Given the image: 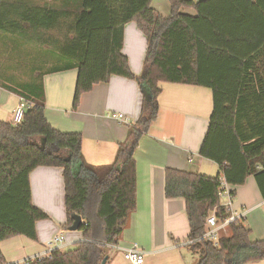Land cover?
Listing matches in <instances>:
<instances>
[{"label": "trees", "instance_id": "16d2710c", "mask_svg": "<svg viewBox=\"0 0 264 264\" xmlns=\"http://www.w3.org/2000/svg\"><path fill=\"white\" fill-rule=\"evenodd\" d=\"M152 1L80 0L63 15L49 0H0V46L10 42L20 54L32 55V80L5 86L33 102L20 124L0 119V242L18 235L37 240V222L50 218L32 201L30 174L39 166L63 169L65 228L75 214L83 218L79 230L85 240L72 249L55 248L30 264H101L106 257L109 262L137 206L135 151L158 117L162 82L212 91L213 109L199 154L216 162L219 174L165 171L166 197L185 200L196 264L264 260V240H250L244 218L230 223L217 244L202 238L209 215L219 222L231 215L219 195L221 178L235 197L236 188L253 176L264 197V0H170L168 17ZM183 8H193L194 14ZM129 22L146 36L141 76L123 53ZM50 57L57 62L44 70ZM73 68L79 71L74 109L84 93L112 75L139 83L141 113L113 163H88L82 134L62 132L46 118L44 75ZM0 264H8L1 249Z\"/></svg>", "mask_w": 264, "mask_h": 264}, {"label": "crops", "instance_id": "0c3cea01", "mask_svg": "<svg viewBox=\"0 0 264 264\" xmlns=\"http://www.w3.org/2000/svg\"><path fill=\"white\" fill-rule=\"evenodd\" d=\"M49 1L54 2L57 12L67 15L80 0ZM152 5L163 16H170L171 7L160 8L155 0ZM183 11L194 14L193 8H183ZM9 44L14 48L13 63L22 62L30 69L24 73L17 67H8L4 65V54L1 56L0 119L10 122L20 95L5 85L17 88L32 80V65L29 61L32 55L27 52L20 54L19 46L16 45L15 49ZM146 49L145 34L135 22L127 23L124 27L123 53L128 57L136 76L143 74ZM56 62L55 57L45 59L43 69H48ZM78 72L77 68H73L44 75L46 118L62 132L82 134V153L88 163H113L119 144L128 136V127L140 116L143 101L141 88L135 78L112 75L108 82L98 83L90 92L84 93L79 107L74 109ZM13 78L16 80H10ZM160 86L162 93L159 96L158 117L150 131L140 139L135 151L137 206L118 248H114L107 264H134L125 258L123 252L133 243L146 252L143 264H196L198 261L189 249L190 228L185 200L166 197L165 171L167 167H172L210 176L219 174L218 164L199 154L213 109L212 91L207 87L181 83L162 82ZM113 111L124 113L127 121L113 119L110 116ZM30 182L33 203L48 213L50 218L37 222V240L18 235L0 242V249L8 264H17L44 253L48 249V242L56 235L64 236V241L55 245L62 250L68 247L72 249L76 243L85 240L82 231L64 226L68 214L63 169L39 166L31 172ZM234 206L238 211L245 212L243 218L246 220L264 207V197L253 176L236 188ZM250 240H264V229L257 237H251L250 233ZM247 264H264V260Z\"/></svg>", "mask_w": 264, "mask_h": 264}, {"label": "built area", "instance_id": "2783aa9c", "mask_svg": "<svg viewBox=\"0 0 264 264\" xmlns=\"http://www.w3.org/2000/svg\"><path fill=\"white\" fill-rule=\"evenodd\" d=\"M33 106V102L28 100L27 98L20 96L19 101L14 109L13 116H12V123L14 125H18L22 122L25 112L28 108ZM110 116L120 122L127 121V117L124 113L113 111L110 113ZM221 191L219 193L222 202L225 206L228 207V209L231 212V215H229L224 221L219 222L217 220L216 215L213 213L207 217V230L203 234L202 238L206 239L208 241H213L215 244H217L218 239L220 238L221 234L226 231L229 224L234 222L235 220L239 218H243L245 215L244 211H238L234 206V197L232 195V190L230 184L228 182L221 178ZM64 241V236L62 234L54 236L49 242H48V249L44 251V253L34 255L32 257H29L25 260H22L18 264H30L34 261H41L45 257H48L51 252L58 248L55 247L56 244H60ZM193 241L190 240V244ZM113 248H118V245L112 246ZM125 258L134 263V264H143L145 261V250H143L137 243H133L130 246L123 249Z\"/></svg>", "mask_w": 264, "mask_h": 264}, {"label": "rangeland", "instance_id": "374dc122", "mask_svg": "<svg viewBox=\"0 0 264 264\" xmlns=\"http://www.w3.org/2000/svg\"><path fill=\"white\" fill-rule=\"evenodd\" d=\"M155 1L157 2L158 6L160 8L171 7L170 0H155ZM7 45H8V47H10L9 42L7 43ZM5 47H6V43H3L2 46H0V59H1L2 54H4V56H5L4 65H8V67L11 66V68L17 67V70H19L20 72H21V70H23L24 73H27L28 71H30L29 66L25 65L22 62L20 63V62L16 61L13 63L12 50H13V54H14V48H12V46L10 47V49H7ZM10 80H16V79L13 78ZM247 223L252 228L251 229V237L259 236L261 234V232H263V229H264V207L261 208L260 210L255 211L251 217H248ZM68 248H67V250H68ZM195 258L199 259L197 255L195 256Z\"/></svg>", "mask_w": 264, "mask_h": 264}, {"label": "water", "instance_id": "95a60500", "mask_svg": "<svg viewBox=\"0 0 264 264\" xmlns=\"http://www.w3.org/2000/svg\"><path fill=\"white\" fill-rule=\"evenodd\" d=\"M73 218H74V222H73V224L71 225L70 230H79L80 227H81V225H82V223H83V218H82V216L79 215V214H75ZM107 259H108V257H106V258L102 261L101 264H106Z\"/></svg>", "mask_w": 264, "mask_h": 264}]
</instances>
